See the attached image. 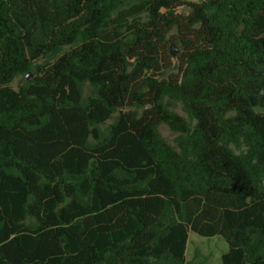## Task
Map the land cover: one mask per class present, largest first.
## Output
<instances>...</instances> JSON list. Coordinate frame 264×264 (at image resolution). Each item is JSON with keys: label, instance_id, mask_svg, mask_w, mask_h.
I'll return each mask as SVG.
<instances>
[{"label": "trees", "instance_id": "1", "mask_svg": "<svg viewBox=\"0 0 264 264\" xmlns=\"http://www.w3.org/2000/svg\"><path fill=\"white\" fill-rule=\"evenodd\" d=\"M183 5L0 0V264H264V0Z\"/></svg>", "mask_w": 264, "mask_h": 264}, {"label": "rangeland", "instance_id": "2", "mask_svg": "<svg viewBox=\"0 0 264 264\" xmlns=\"http://www.w3.org/2000/svg\"><path fill=\"white\" fill-rule=\"evenodd\" d=\"M195 1L197 0H185L186 5H183L181 8H179L177 13L182 17L188 16L190 14V8L188 4ZM173 37L175 40L176 31L173 32ZM163 51L171 62L172 69L168 73H176V65L179 63V58L185 54V48L179 44L178 41L176 43L170 44L167 42L166 46L163 48ZM172 51L175 53V55L172 54ZM27 80H29V78L25 79L24 77H20L12 84V86L13 88L17 89L20 84L26 82ZM177 111L180 114L187 116L182 111L181 107H178ZM160 133L167 142L173 146L175 145L174 141L176 134L173 133L167 125L160 126ZM228 250L229 245L221 236L206 238L191 232L186 252L187 264H222L221 258L225 253L228 252Z\"/></svg>", "mask_w": 264, "mask_h": 264}, {"label": "water", "instance_id": "3", "mask_svg": "<svg viewBox=\"0 0 264 264\" xmlns=\"http://www.w3.org/2000/svg\"><path fill=\"white\" fill-rule=\"evenodd\" d=\"M172 54L175 55V53L172 51Z\"/></svg>", "mask_w": 264, "mask_h": 264}]
</instances>
